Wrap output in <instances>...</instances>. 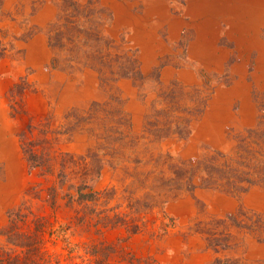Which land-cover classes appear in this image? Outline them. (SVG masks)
<instances>
[{"label":"rangeland","instance_id":"1","mask_svg":"<svg viewBox=\"0 0 264 264\" xmlns=\"http://www.w3.org/2000/svg\"><path fill=\"white\" fill-rule=\"evenodd\" d=\"M62 3L0 0L8 49L0 59V232L23 204L70 221V211L38 208L51 183L23 151L21 134L32 123L35 135L56 136L55 151L99 152L105 164L95 189L114 188L113 204L135 167L208 158L228 165L246 191H176L161 198L173 222L166 234L116 229L103 237L156 264H264V0H93L105 80L89 65L68 66L70 55H84L76 46L58 54L50 45ZM125 54L138 60L131 77L119 72ZM56 56L64 59L58 67ZM155 211L160 223L163 212Z\"/></svg>","mask_w":264,"mask_h":264},{"label":"trees","instance_id":"2","mask_svg":"<svg viewBox=\"0 0 264 264\" xmlns=\"http://www.w3.org/2000/svg\"><path fill=\"white\" fill-rule=\"evenodd\" d=\"M96 11L93 0L84 5L75 0H63L61 11L50 27L49 41L58 54L68 46L79 48L84 54L80 55L82 59L77 53L70 55L66 61L68 66L74 62L89 65L105 80L107 60L101 48L100 22L94 20ZM98 13H102V9ZM7 51L0 39V59ZM125 55L126 61L119 62L122 58L118 59L119 72L124 77H131L138 60L134 54ZM63 60L57 56L53 59L56 67ZM35 128L30 123L22 132L21 140L30 169L38 170L51 183L47 186L46 199L38 208H49L56 214L62 209L70 211V221L61 223L57 217L52 220L47 215H36L32 204H23L11 211L9 222L0 232L4 237L0 241V264H156L126 251L121 241L108 242L103 237L105 232L120 229L126 231L128 237L147 232L162 236L173 224L172 219L170 223L165 220L168 218L163 209L166 199L161 200L165 195L192 191L198 186L232 191L248 189L241 185L242 179L233 169L217 163V159L208 158L196 163L164 159L149 170L140 171L135 167L127 192L113 204L114 188L95 189L105 164L99 152L90 149L86 155L77 157L69 152L55 151L56 136L49 137L41 129L39 135H35ZM88 130L93 132L94 129ZM118 131L119 127H116V133ZM118 165L116 162V168ZM155 209L163 212L160 223ZM83 233L100 238L92 242L74 241L76 235ZM209 264L233 263L228 258H216Z\"/></svg>","mask_w":264,"mask_h":264}]
</instances>
